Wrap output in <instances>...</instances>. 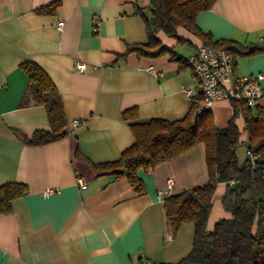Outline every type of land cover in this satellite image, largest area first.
<instances>
[{
    "label": "crops",
    "instance_id": "obj_1",
    "mask_svg": "<svg viewBox=\"0 0 264 264\" xmlns=\"http://www.w3.org/2000/svg\"><path fill=\"white\" fill-rule=\"evenodd\" d=\"M148 5L149 0H0V187L25 190L0 214V264H181L191 253L194 226L182 224L173 232L163 203L207 183L204 144L138 169L136 185L95 170L135 143L130 124L182 119L191 100L201 98L186 65L203 45L197 36L177 28V41L156 32L164 54L127 53L129 46L148 43ZM195 24L212 43L254 47L253 54L231 53L233 78L261 74L264 90V0H215ZM31 63L50 79L66 121L65 136L40 145L27 141L50 133L51 126L21 68ZM76 63L86 65L83 73L75 71ZM45 101L51 103L47 96ZM254 107L264 108V94ZM208 110L217 130L233 120L239 132L234 156L241 166L249 158L243 115H234L225 100ZM127 111H134L129 121L122 119ZM73 120L80 124L73 127ZM78 177L85 189L76 185ZM46 189L53 191L44 197ZM225 193L226 185L218 184L208 231L231 218L221 203Z\"/></svg>",
    "mask_w": 264,
    "mask_h": 264
},
{
    "label": "trees",
    "instance_id": "obj_2",
    "mask_svg": "<svg viewBox=\"0 0 264 264\" xmlns=\"http://www.w3.org/2000/svg\"><path fill=\"white\" fill-rule=\"evenodd\" d=\"M215 0H149L148 17L144 19L148 43L133 45L128 52L156 58L165 53L155 37L162 32L169 38L179 40L177 28H183L200 38L204 46L253 54L254 47L238 48L228 41L212 43L195 24L196 16L211 8ZM264 51V46L259 52ZM34 88L36 101L44 104L51 126L50 133H35L27 141L40 145L65 136L66 125L62 106L55 89L45 72L36 64L21 66ZM51 99L47 104L45 97ZM202 98L191 100L187 114L179 120L152 119L146 123L129 125L135 143L122 152L112 163L95 167L97 172L109 171L116 177L125 176L131 185H136L138 169H146L172 160L191 148L204 144L208 181L168 197L163 208L173 232L182 224L194 226L193 248L181 264H264V108H251L244 101H231L234 115H243L246 132V150L254 159L239 166L234 156L239 132L233 120L223 131L213 126L209 110L196 111ZM254 109V115L251 111ZM134 111L122 114L129 121ZM124 169L125 173L120 170ZM226 185L221 200L223 209L230 214L228 220L218 221L211 231L207 230V219L211 209L213 193L218 184ZM17 184L0 187V214L10 211V201L22 196L25 190Z\"/></svg>",
    "mask_w": 264,
    "mask_h": 264
},
{
    "label": "built area",
    "instance_id": "obj_3",
    "mask_svg": "<svg viewBox=\"0 0 264 264\" xmlns=\"http://www.w3.org/2000/svg\"><path fill=\"white\" fill-rule=\"evenodd\" d=\"M186 65L191 69L199 84L203 100L196 114L202 110H208L213 103L222 100L244 101L252 107L264 94L260 85L263 75L233 78V56L225 50L214 49L208 45L199 46L196 52L186 59ZM85 69V64L76 63V72L83 73ZM79 124L78 120L72 122L73 127H77ZM247 155L250 159H254L250 152H247ZM76 185L79 189L86 188V182L81 177L76 179ZM171 186L172 180L169 179L167 187ZM52 191V189H46L42 195L47 197Z\"/></svg>",
    "mask_w": 264,
    "mask_h": 264
},
{
    "label": "water",
    "instance_id": "obj_4",
    "mask_svg": "<svg viewBox=\"0 0 264 264\" xmlns=\"http://www.w3.org/2000/svg\"><path fill=\"white\" fill-rule=\"evenodd\" d=\"M120 172L124 173V172H125V170H124V169H121V170H120Z\"/></svg>",
    "mask_w": 264,
    "mask_h": 264
}]
</instances>
